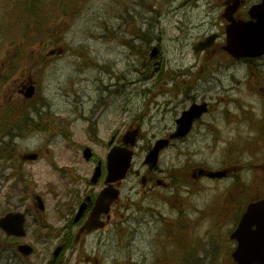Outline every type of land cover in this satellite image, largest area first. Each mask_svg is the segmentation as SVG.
Instances as JSON below:
<instances>
[{"label":"rangeland","instance_id":"374dc122","mask_svg":"<svg viewBox=\"0 0 264 264\" xmlns=\"http://www.w3.org/2000/svg\"><path fill=\"white\" fill-rule=\"evenodd\" d=\"M12 1L0 0V6H10ZM45 2L53 1L44 0L41 3ZM144 2L145 6H159L158 10L154 7L155 11H148L142 5ZM219 2L220 0H80L75 5L78 7L71 14L61 15L62 19L51 23L49 27L51 34L56 35V39L59 36L62 38L57 47L64 41L79 52L74 54L68 47L65 50L61 48L60 58L50 59L40 100L35 106L41 111L42 116L50 114L54 119L63 120L72 118L76 120L79 110L84 109L87 116L91 115L90 119L98 124L102 140L117 130L124 133L133 124L142 121L143 138L134 160V168L142 170L147 146L175 131L176 120L183 110L192 104L189 97L198 102H210L212 112L196 126L187 140L177 141L163 156V165L172 168H180L190 160L192 169L205 167L211 170H232L230 177L221 181L198 180L199 196L190 198L189 201L190 219L200 218L199 222H203L198 225L196 231L206 237L208 244L214 243L224 247V249L217 247L220 249L217 252L206 245L200 249V256H203L204 260L206 256L208 258L206 264H230L231 257L227 258L228 251L235 248L230 239V233L235 227L233 219L244 205L242 202L245 199L264 193V134L258 132L257 127L254 130L238 108L241 105L250 111L253 106L255 109L253 119L255 121L264 119V58L259 59L258 68L250 72L248 67H255L254 64L249 65L247 62L227 58L220 49H216L212 55L210 53L213 49L206 53L194 50L199 42L212 33L223 32L220 17L222 9ZM61 5L56 8L65 10L66 6ZM34 9L43 15L50 14L48 6L37 8L28 4L19 5L17 8L12 6L1 21V26L10 31L18 26L23 27L27 19L26 11L31 14ZM132 20L139 24L142 30L149 32L147 40H135L134 51L122 42L123 39H131V33H134V30L130 29ZM5 39L0 38V71L7 67L9 63L7 55L10 53V66L13 67V73H16L8 85L0 88V112L8 106L9 99L10 104L22 99L18 90L21 82L29 80L27 73L23 75V68L25 66V70L32 72V77H35V73H39L40 70L37 66L33 68L30 59L39 55L42 50L41 42L28 45L22 40ZM225 42V38H222L217 44ZM155 46L160 50L157 59L151 57V51ZM81 52L86 53L82 57L90 58L94 64L83 66L86 59L78 57ZM156 60L162 61L160 71H156ZM110 70L114 74H111ZM143 70L152 73L151 77L144 78ZM177 71H185L188 74L177 75ZM167 74L170 76L163 81ZM181 80H188L187 84L192 85L180 95L175 96L173 93L157 95L161 84L172 88L182 83ZM35 81H38V78H35ZM248 84H251L250 87ZM80 102L85 104L83 108H80ZM95 105H98L99 109L105 108L102 112L96 110L91 114ZM227 110L236 116L230 118ZM143 112H146V115L141 119ZM49 123L52 124L49 121L45 122ZM6 134L4 125L0 123V139ZM76 135L85 138L80 140L75 137L80 145L88 143L87 134H82L80 128H77ZM89 141L97 142L93 138ZM16 142L18 150L13 155L15 170L17 166H22L17 160L19 153L38 150L44 152L41 160L25 164L22 170L25 179L28 177L30 179L28 182L32 185V191L28 189L26 193L40 192L46 197L48 200L46 220H52L55 224L57 223L54 208L55 190L57 189L59 195L60 187L68 182L58 179L56 186L53 183H40L37 174L47 169V159L51 156L46 153L47 135L37 134L30 140L17 139ZM52 148L60 165L70 166L72 175L80 174L78 147L68 145L60 138L53 141ZM68 149L73 157L66 162L59 160L69 151ZM96 150L98 156L101 158L105 156L102 144L96 146ZM246 166L248 169L245 175ZM3 169L8 173L7 163L0 164V173ZM139 190L141 186L133 171L127 179L125 194L130 195L132 202H136L140 200L137 197ZM6 192V188L0 189V218L10 211ZM17 194L20 195L21 192ZM236 198L238 205L234 204ZM177 205L181 203L177 202ZM193 208L199 211L193 213ZM205 209L207 214L202 215L201 212ZM35 216L32 214L29 218L27 241L37 248L32 262L40 264L44 258L43 254L48 248L51 250L55 240L52 239L54 236L50 229L42 231L44 238L36 239ZM51 228H54V225ZM221 229L222 235L219 233ZM5 236L0 232V244H3L0 249V264H16L10 262L12 241L9 243L3 239ZM154 236L155 234L152 235L153 238ZM152 237L149 235L151 242ZM117 242L112 228L109 233L103 234L101 244L97 245L95 240H91L87 242L85 249L76 251V257L74 255L71 264H87L85 254L88 256L93 250L98 249L105 254L104 264H117L116 259L110 256L118 252ZM146 243L149 241L144 240L143 243L139 239L134 241L133 260L139 264H152L157 259L153 252L160 248L154 246L151 249ZM207 250L210 252L207 253ZM174 255L173 260L178 264L177 255Z\"/></svg>","mask_w":264,"mask_h":264},{"label":"water","instance_id":"95a60500","mask_svg":"<svg viewBox=\"0 0 264 264\" xmlns=\"http://www.w3.org/2000/svg\"><path fill=\"white\" fill-rule=\"evenodd\" d=\"M242 26L244 25H241L236 33H229L230 46L227 49L230 53L237 58L255 57L264 54V17L255 25L245 24L243 28ZM233 35H238V37ZM204 47L205 44H201L199 48L203 49ZM187 117L185 116L184 119L180 120L182 124L181 135H185L189 125H191L192 119L185 126ZM135 136L136 132L129 134L127 142L133 145ZM156 153L157 150L150 155L151 161H154V159L156 161ZM114 155H111V157ZM131 157L132 153L128 151L120 161L115 162L116 159L112 160L110 172L114 180L124 177L130 167ZM10 223L9 216L3 220L2 226L7 228V224L10 226ZM254 226H257L256 230H253ZM234 237L239 241V247L234 253V257L239 264H264V200L252 204L248 208Z\"/></svg>","mask_w":264,"mask_h":264},{"label":"flooded vegetation","instance_id":"af4514ba","mask_svg":"<svg viewBox=\"0 0 264 264\" xmlns=\"http://www.w3.org/2000/svg\"><path fill=\"white\" fill-rule=\"evenodd\" d=\"M247 0H243V3L245 4ZM260 2V0H252L251 4H256ZM248 8V6H243L235 15L236 19H243L245 17V11ZM115 140H114V145L116 146H122V137L119 135L118 132L115 133L114 135ZM108 146V145H107ZM110 148V147H109ZM108 155V154H107ZM96 160V159H95ZM101 162V161H100ZM104 172L102 174V177L98 180L97 183H94L91 180H88L91 186L87 190L86 194L82 199H80V193L79 195L72 200L73 203V208H71L69 205L64 206V208L67 209V211L61 216L62 218L68 219L67 220V225L63 227L61 232L58 234L63 235L60 236L59 238V246L63 245L64 246V251L58 258L57 262H53V260L49 261L48 264H64L65 260L68 262L71 258H67L66 255L67 253L71 250V248L76 247L77 245H84L85 241L88 238H93L96 236L101 235L103 231H96L92 234L86 235L85 232L79 237L78 242H76V236L82 232L83 228L85 227L84 225L86 224L88 218L90 217L98 195L100 192L104 189L105 187V182H104ZM171 174L168 173V170L160 169L157 168L154 171L148 172L145 177H146V182L144 185V190H143V196H154L156 195L159 191L161 193H164L168 195L169 193L173 192L174 185L171 182ZM84 186L88 185L87 182H83ZM90 190V191H89ZM119 190L122 193V184L119 186ZM80 192V190H78ZM14 201V199L10 198V202ZM85 205V210L84 213L82 214L81 218L79 221L76 220V215L75 217L69 222V218L73 217L72 213H75L77 211H80L81 207ZM126 211H127V204L126 202L122 203V196L119 197L117 201L112 205L111 211L109 218L108 217H103L104 220H107V225H111L113 223L114 230L118 232L119 234V240H120V246L121 250L123 252L124 257L127 255H132V251L126 250V232L123 230L121 223L117 222V219L125 218L126 217ZM109 227H107L104 231H108ZM75 234V237L73 235ZM101 242V239H100ZM14 258H11L13 260ZM27 262H29L27 260Z\"/></svg>","mask_w":264,"mask_h":264},{"label":"trees","instance_id":"16d2710c","mask_svg":"<svg viewBox=\"0 0 264 264\" xmlns=\"http://www.w3.org/2000/svg\"><path fill=\"white\" fill-rule=\"evenodd\" d=\"M21 3H22V5L28 4V6H37L39 2H38V0H28V3H25V0H21ZM35 16L38 17L37 14H35ZM43 19L44 20L42 21V26L45 30H44V32L42 30L41 31H42V34H45L46 36H48V33H49L48 27H49L51 20L49 18H45V17H43ZM36 31H39V29H36Z\"/></svg>","mask_w":264,"mask_h":264}]
</instances>
